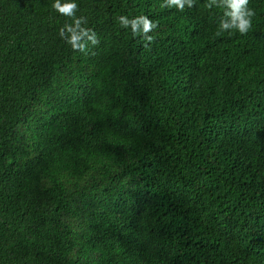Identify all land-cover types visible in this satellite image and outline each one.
Returning a JSON list of instances; mask_svg holds the SVG:
<instances>
[{"label":"trees","instance_id":"trees-1","mask_svg":"<svg viewBox=\"0 0 264 264\" xmlns=\"http://www.w3.org/2000/svg\"><path fill=\"white\" fill-rule=\"evenodd\" d=\"M0 0V264H264V0ZM121 15L158 23L145 46Z\"/></svg>","mask_w":264,"mask_h":264},{"label":"clouds","instance_id":"clouds-1","mask_svg":"<svg viewBox=\"0 0 264 264\" xmlns=\"http://www.w3.org/2000/svg\"><path fill=\"white\" fill-rule=\"evenodd\" d=\"M196 3L197 0H164L160 6L162 8L175 7L179 11H184L185 7L192 8ZM248 5L249 0H209L207 5L209 8L215 6L223 9L217 34L235 31L240 35H246L251 29L255 17V10L249 8ZM52 8L71 21L59 29V36L73 51L87 54L90 45L95 47L100 43L97 33L87 26L88 19L82 15L77 16L79 6L75 0H54ZM118 22L122 28H130L134 36H141L146 47L154 41V37L150 33L158 27V23L147 16L140 15L129 18L121 15Z\"/></svg>","mask_w":264,"mask_h":264}]
</instances>
